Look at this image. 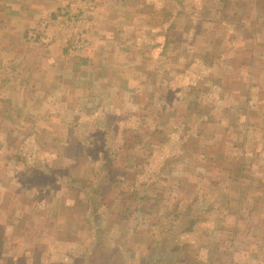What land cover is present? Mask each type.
<instances>
[{
	"label": "rangeland",
	"instance_id": "obj_1",
	"mask_svg": "<svg viewBox=\"0 0 264 264\" xmlns=\"http://www.w3.org/2000/svg\"><path fill=\"white\" fill-rule=\"evenodd\" d=\"M104 8L108 106L0 113V256L264 264V0ZM100 10L80 0L62 28Z\"/></svg>",
	"mask_w": 264,
	"mask_h": 264
},
{
	"label": "crops",
	"instance_id": "obj_2",
	"mask_svg": "<svg viewBox=\"0 0 264 264\" xmlns=\"http://www.w3.org/2000/svg\"><path fill=\"white\" fill-rule=\"evenodd\" d=\"M79 1L0 0V113H90L98 103L108 106L109 87L119 82L108 78V32H95L98 25L108 27V0H98L100 14L94 12L89 29L80 30L87 43L73 52L62 11ZM30 29L44 34L29 42ZM11 258L0 256V264Z\"/></svg>",
	"mask_w": 264,
	"mask_h": 264
},
{
	"label": "built area",
	"instance_id": "obj_3",
	"mask_svg": "<svg viewBox=\"0 0 264 264\" xmlns=\"http://www.w3.org/2000/svg\"><path fill=\"white\" fill-rule=\"evenodd\" d=\"M62 13H64V11ZM70 18H71V20L75 19L73 16H71ZM27 34H28L27 35L28 36V40H30V39L31 40H36L37 38L40 37L39 32L37 31V29L36 30L30 29V30H28ZM82 34L83 33L80 32L77 35L73 36L72 40L70 41L71 42L70 43L71 49L78 50V49H80V48H82V47H84L86 45V38Z\"/></svg>",
	"mask_w": 264,
	"mask_h": 264
}]
</instances>
